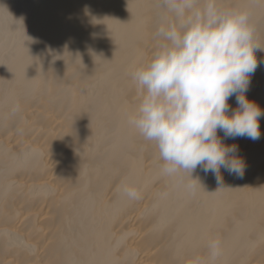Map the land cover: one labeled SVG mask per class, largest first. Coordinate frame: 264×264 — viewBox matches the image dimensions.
<instances>
[{
	"label": "bare ground",
	"instance_id": "1",
	"mask_svg": "<svg viewBox=\"0 0 264 264\" xmlns=\"http://www.w3.org/2000/svg\"><path fill=\"white\" fill-rule=\"evenodd\" d=\"M39 1L10 32L6 10L23 3L0 0V264H264V115L256 141L217 132L238 146L242 177L221 167L218 181L200 166L165 175L128 117L143 95L132 74L175 14L160 0ZM217 7L247 12L264 49V0ZM255 55L245 95L264 110V51ZM228 103L231 114L235 96Z\"/></svg>",
	"mask_w": 264,
	"mask_h": 264
},
{
	"label": "clouds",
	"instance_id": "2",
	"mask_svg": "<svg viewBox=\"0 0 264 264\" xmlns=\"http://www.w3.org/2000/svg\"><path fill=\"white\" fill-rule=\"evenodd\" d=\"M160 3L177 22L158 27L162 42L152 60L132 74L143 95L128 121L155 142L165 175L192 174L200 166L218 181L221 167L242 177L244 161L230 155L238 146L225 145L217 132L232 139L261 137L264 110L245 95L259 63L255 52L264 51L254 40L249 14L222 10L217 0ZM232 96L238 107L229 114ZM122 191L130 199L140 196L134 186L124 185ZM208 250L214 260L220 240H210Z\"/></svg>",
	"mask_w": 264,
	"mask_h": 264
},
{
	"label": "rangeland",
	"instance_id": "3",
	"mask_svg": "<svg viewBox=\"0 0 264 264\" xmlns=\"http://www.w3.org/2000/svg\"><path fill=\"white\" fill-rule=\"evenodd\" d=\"M23 4L18 7L19 10L13 12L11 10H6L10 17L12 18V24L10 26V32H18L22 28L23 21L31 18L35 13H39L43 10L42 4L39 0H19ZM3 11L0 9V23L6 21L9 17L2 15ZM9 35V34H8ZM7 34H0V53L4 55V53L8 52L7 49L1 51L8 40L5 38L8 36ZM7 54V53H6Z\"/></svg>",
	"mask_w": 264,
	"mask_h": 264
}]
</instances>
